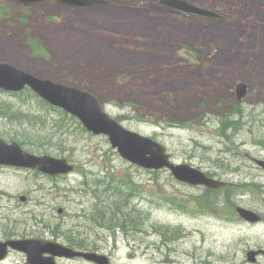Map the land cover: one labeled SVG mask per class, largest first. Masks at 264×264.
<instances>
[{
    "label": "rangeland",
    "instance_id": "obj_1",
    "mask_svg": "<svg viewBox=\"0 0 264 264\" xmlns=\"http://www.w3.org/2000/svg\"><path fill=\"white\" fill-rule=\"evenodd\" d=\"M189 1L217 16L180 13L160 0L85 8L0 0V61L92 91L175 163L228 186L209 191L131 164L106 136L30 89L0 92L2 138L77 166L51 177L0 165L1 231L20 238L31 222L56 224L65 237L77 233L113 251L114 264H264V255L248 259L264 250V168L256 162L264 159V0ZM240 82L248 86L242 100ZM119 176L138 187L130 201L119 194ZM237 206L263 221L242 219ZM110 222H119L118 240ZM18 259L14 253L8 264Z\"/></svg>",
    "mask_w": 264,
    "mask_h": 264
},
{
    "label": "water",
    "instance_id": "obj_2",
    "mask_svg": "<svg viewBox=\"0 0 264 264\" xmlns=\"http://www.w3.org/2000/svg\"><path fill=\"white\" fill-rule=\"evenodd\" d=\"M26 6L45 0H19ZM58 3L72 7H91L106 2V0H57ZM160 4L180 12L198 14L205 17H216L217 13L199 7L188 0H160ZM26 86L31 87L41 98L77 117L88 131L95 135H106L122 158L139 167L152 170L168 169L180 182L193 186L221 188L227 185L225 181L210 177L206 172L187 163H175L167 148L151 137L142 135L126 128L116 118L111 116L102 107L100 99L88 90L81 89L50 79L38 77L12 63L0 61V89L21 91ZM248 92L244 82L236 85L238 100H242ZM259 166L264 168V159H256ZM0 165H10L30 168L51 176L66 175L75 170V165L67 158L52 155H36L25 150L17 141L8 143L0 136ZM25 200V196L21 197ZM62 212V209L59 210ZM236 211L244 220L251 223L262 221V216L251 209L237 206ZM44 244L50 250L58 249L60 243L40 241L38 239H13L7 242L0 241V258L6 255L7 247L16 250L27 249L30 257H36L42 251ZM264 251H250L248 259L257 260V255ZM89 260L107 264L106 258L93 252H74Z\"/></svg>",
    "mask_w": 264,
    "mask_h": 264
},
{
    "label": "flooded vegetation",
    "instance_id": "obj_3",
    "mask_svg": "<svg viewBox=\"0 0 264 264\" xmlns=\"http://www.w3.org/2000/svg\"><path fill=\"white\" fill-rule=\"evenodd\" d=\"M18 3H20L18 0H15ZM53 1V0H49ZM47 2V1H44ZM43 3V2H37ZM0 92H5L0 89ZM15 169H20L13 167ZM22 170V169H20ZM96 224V222H94ZM100 225L102 222H99ZM111 226L108 228L110 230V233L113 234V237H115L117 240L119 238V222H110ZM25 224H29V222H26ZM31 226L35 227L32 228V232H28L27 230H24L25 233H23V236L20 238L15 237V235L6 233L4 231H1L0 229V241L1 242H7L9 240L13 239H21V240H32V239H38L40 241H49V242H55L60 243L62 246H59L58 249L51 246L53 251L50 250L49 246L47 244H44V247L42 248V251L40 254L36 257H30L29 251L27 249L22 250H15L11 248L10 246L7 247L6 255L2 258H0V264H8L10 261V258L12 254H18L19 259L17 260V264H102L93 260H89L88 258L81 256V255H75L74 252H93L97 253L99 255H102L106 258L107 264H114V252L113 251H105L102 248L101 244H93V243H86L85 238L78 237L74 233V236L70 235L65 237L63 234H60L59 231H56L57 225L54 224V227L49 224V222H31ZM36 225L39 227L36 228ZM27 226V225H26ZM102 227H105V225H101ZM112 230V232H111ZM103 238V236H102ZM3 251H0V254H2Z\"/></svg>",
    "mask_w": 264,
    "mask_h": 264
},
{
    "label": "trees",
    "instance_id": "obj_4",
    "mask_svg": "<svg viewBox=\"0 0 264 264\" xmlns=\"http://www.w3.org/2000/svg\"><path fill=\"white\" fill-rule=\"evenodd\" d=\"M49 107L51 108L53 106L49 105ZM226 128L232 129L234 127H232V124H231V125H228ZM120 178L123 179L124 181H121L119 179V194H121L123 196V198H124L123 201H125V202L130 201L133 198V194L136 192L135 189H138V187L134 183L133 179L131 180V178L127 179L124 177H120ZM225 188H222V189H225ZM222 189H220V190H222ZM212 190L215 191L214 189H209V191H212ZM134 196H135V194H134ZM120 211L122 212L123 215H125V217L127 215L128 216L130 215V213H128V211L125 212V211L119 210V212ZM121 227L126 230L125 224L121 225Z\"/></svg>",
    "mask_w": 264,
    "mask_h": 264
},
{
    "label": "bare ground",
    "instance_id": "obj_5",
    "mask_svg": "<svg viewBox=\"0 0 264 264\" xmlns=\"http://www.w3.org/2000/svg\"><path fill=\"white\" fill-rule=\"evenodd\" d=\"M238 195V194H237Z\"/></svg>",
    "mask_w": 264,
    "mask_h": 264
}]
</instances>
